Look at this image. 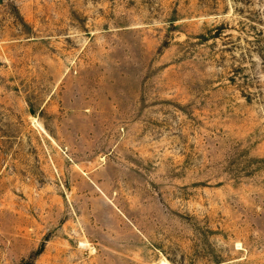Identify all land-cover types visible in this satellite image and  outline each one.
<instances>
[{
	"label": "rangeland",
	"instance_id": "obj_1",
	"mask_svg": "<svg viewBox=\"0 0 264 264\" xmlns=\"http://www.w3.org/2000/svg\"><path fill=\"white\" fill-rule=\"evenodd\" d=\"M264 264V0H0V264Z\"/></svg>",
	"mask_w": 264,
	"mask_h": 264
},
{
	"label": "bare ground",
	"instance_id": "obj_2",
	"mask_svg": "<svg viewBox=\"0 0 264 264\" xmlns=\"http://www.w3.org/2000/svg\"><path fill=\"white\" fill-rule=\"evenodd\" d=\"M166 264V263H165Z\"/></svg>",
	"mask_w": 264,
	"mask_h": 264
}]
</instances>
